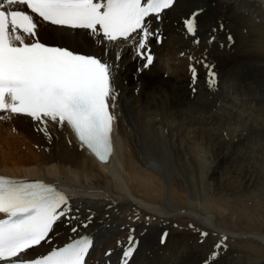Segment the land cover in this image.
Segmentation results:
<instances>
[{"label": "bare ground", "instance_id": "1", "mask_svg": "<svg viewBox=\"0 0 264 264\" xmlns=\"http://www.w3.org/2000/svg\"><path fill=\"white\" fill-rule=\"evenodd\" d=\"M180 2L182 6L178 14L177 10ZM194 13L196 14L194 17L196 32L193 36L187 32L185 22L192 18ZM250 20H255L264 27V0H176L172 8L164 14L162 24L153 25V28H159L163 37H165L161 48L154 47V41L152 43V49H157V52L154 57V64L150 68H143V62H140L135 56V59L132 57L134 52L130 47L122 44L115 46L105 44L112 49L113 59H115L117 53L121 55V60L118 62L119 66L114 68L113 71L114 84L119 95L115 110L117 121L113 131L114 150L107 164H101L92 158L90 152L80 146L67 127L61 129L50 122L47 126L49 135L45 136L43 132L37 131L34 122L30 118L21 116L6 121L0 120L1 135L5 138H13L11 142L15 143L18 152H21L20 146L26 150L21 152L18 158L16 152V158L14 159L11 157L13 155L10 156L3 150L5 153L2 156L0 153V174L28 178L29 180L39 179L48 184L61 186L62 191L70 197L71 204H74V208L77 209L71 214L75 217L71 222V226L64 228V222H59L55 226V231L58 233L53 238L55 244L62 245L68 242L70 238L88 234L95 240V248L90 258L96 259L98 264H114L119 259L120 250H123L127 244L131 230L135 241L138 242V247L128 264H205L206 259L209 260V264H213L210 256L214 244H212L210 236L215 232L217 237L220 236L218 239H221L222 234H216L218 228L210 216L199 214L197 216V222L200 226L203 224L215 228V230L210 229V227L205 228L206 226L203 227L202 225V230L210 231L209 238L203 240L204 244L198 243L199 238L197 237L195 241L189 243L187 236L191 234L190 232L182 229V231H176L175 228L170 227L173 222L182 224V222L185 223L188 220L187 217L176 216L171 211L173 202L179 207L186 208V190L181 179H177L176 176L168 173V153L166 144L163 143L165 141H163V136L156 143H153L150 135L152 128L150 131L148 125L154 113L165 120L167 111L162 105H151V97L146 96L151 91L147 92L146 90V95L144 93L146 87H148V78L146 77L145 81L147 82H144L141 76H132L133 72L130 70V66L132 64L139 65L143 77L149 72L152 73L151 69L153 67H157L158 71L166 73L168 76L182 77L185 81H188L190 79L185 68H187L188 63L186 60L189 56L197 57L199 53L200 57L209 56V59H212L214 58L213 53H219L221 58L223 54L231 52L238 56L243 55L244 51L247 50L249 41H247L248 37L240 36L241 27L245 28V21ZM40 23L39 38L47 45L68 47L77 52L100 51L93 42L94 38L86 34L85 31L62 30ZM204 29L206 30L204 31ZM214 31H218L220 34L219 37L215 36V38L222 41V49L217 48L216 50L213 48L214 41L211 44L209 43V40L214 37ZM231 35L235 38L236 43L233 40L230 42L229 36ZM249 35L251 39L255 37L252 32ZM195 40H198L199 43H194ZM251 44V47L256 48L255 52H258L262 47L258 41L254 42L252 40ZM206 49L209 52L206 53ZM181 53H184V55L181 56ZM178 54L179 59L177 58ZM229 60H231V57L227 56V61ZM242 63L243 61L239 60L236 66ZM170 66H173V68H170ZM197 66H199V71L202 72L204 67L201 64ZM243 71V67H241L240 73L243 74ZM133 79L138 81L135 86V80ZM218 80L219 77H216L213 88L207 86L205 87L207 90L200 88L199 78L195 84H191L198 94L197 97H192L187 104L190 111L189 116L193 123L196 122L193 114L198 112L212 117V120L223 123L222 118H215L209 114L218 106V101L223 99L218 92V88H216ZM126 81L127 84L124 85ZM226 81L227 84L231 82V88L234 89L232 79L227 78ZM152 84L155 85V83ZM258 89L264 90L263 82H260L254 91L255 101L260 105L254 120L256 121L255 126H257L255 128L262 131L264 129V95H258L260 92H258ZM128 92L129 94H127ZM131 92H134L137 99L131 96ZM238 94L244 97L245 92L241 90ZM141 97L145 98V101H142ZM142 111L143 116L140 118ZM177 111L179 110L176 107L173 112L177 113ZM154 119H156L155 116ZM181 122V125L185 126L184 123L186 122L184 120H181ZM220 127L223 130V127ZM220 137V140L217 137L216 140H213V136L206 137L203 133H200L192 138L180 140L184 147L183 150L180 147L179 151H176V159L184 154L193 155L198 145L212 148L223 145L222 143H235V139L232 141L228 139L225 142L226 137L224 138L222 134ZM237 140L240 141L241 136H238ZM261 142L263 143V141ZM1 144H4V142L0 141ZM247 149V156H243L240 154L241 152L229 154L226 152L227 150L217 152L215 159H220L224 162V165L220 171L215 170L213 167L207 173L209 176L207 183H205V189L212 196H214L213 191L215 189L213 181L218 182L217 190L222 193L230 192L234 194L239 187L249 191L255 189L257 179L254 171L257 168V162L264 161V155L261 153V147L247 145ZM232 160L234 164L230 165ZM193 162L194 165H197V159L193 158ZM183 170L187 172L188 168L183 167ZM216 174L217 176L214 177ZM165 176L169 180L168 197L166 193L164 194ZM236 183H238L237 187H235ZM129 196L137 201L143 199L140 204L146 207L141 208V210L134 207ZM153 205L157 206V209L162 212L159 213L158 210H155L156 207H153ZM88 217L92 218L91 223L87 227H83L82 224L87 222ZM72 227H77L79 232L73 233L71 231ZM165 231L171 232L175 236H169L170 234L167 233L169 234V240L172 242L171 245L167 242L160 246L158 239L165 234ZM231 238L227 235L228 242L231 241ZM256 239L264 243V237L257 236ZM239 242L236 243L239 244ZM48 248L49 245H45L44 248L39 249V252L43 253ZM109 249L111 254L108 257H103L104 251ZM242 253L244 254L242 257L229 253H224L226 254L224 256L221 254L219 261L214 262V264H259L250 262L249 254ZM253 256L259 257L256 254H253Z\"/></svg>", "mask_w": 264, "mask_h": 264}, {"label": "snow or ice", "instance_id": "2", "mask_svg": "<svg viewBox=\"0 0 264 264\" xmlns=\"http://www.w3.org/2000/svg\"><path fill=\"white\" fill-rule=\"evenodd\" d=\"M174 3L175 0H0V120L30 118L45 136L49 135L50 122L61 129L67 127L82 148L107 164L113 153L119 95L113 71L121 55L117 53L113 59L112 49L105 42L130 47L144 61L142 67L150 68L155 59L152 43L161 45L164 40L160 29L153 28V19L158 24L162 22V14ZM195 15L185 22L187 32L193 36ZM40 22L62 30H85L100 51L77 52L47 45L39 38ZM188 60L193 84L199 75L196 64H201L212 88L216 74L206 57L198 60L189 56ZM71 212L69 198L54 185L0 176V264H88L94 246L88 235L70 238L63 245L53 241V236L58 235L55 226L62 220L71 224L75 219ZM91 220L88 217L82 226L87 227ZM196 230L201 242L209 235ZM71 231L78 233L79 229L72 227ZM226 240V236L222 237L214 245L210 256L213 264L221 250L227 251ZM127 244L121 264H128L135 251L131 230ZM45 245L49 248L39 252ZM205 264H209L208 259Z\"/></svg>", "mask_w": 264, "mask_h": 264}, {"label": "rangeland", "instance_id": "3", "mask_svg": "<svg viewBox=\"0 0 264 264\" xmlns=\"http://www.w3.org/2000/svg\"><path fill=\"white\" fill-rule=\"evenodd\" d=\"M181 6L182 5L180 2L179 8L177 10L178 14L181 11L180 10ZM244 25L245 28L241 27L242 31L240 33V36L248 37L247 41H249V45L247 47V50L244 51L243 55L238 56L234 52H231L229 54H223L222 58L220 57L219 53H213L214 58L212 59H209V56L206 57L208 64L212 65V71L215 72L216 77H219L216 88H218L219 90L218 92L219 94H221V98H223L222 100L218 101L217 104L218 106H216L215 109L209 112V114L214 116L215 118H222L223 123L221 122L219 123L215 120H212V117L204 115L202 112L193 114L195 115L196 122L195 123L192 122L189 116L190 111L189 108L187 107V104L189 100L192 99V97L193 98L194 96L197 97L198 94H197V90L194 87L192 86L190 88L188 87L190 84L189 80L185 81L182 77L176 78L174 76H168V74L158 71L157 67H153L151 69L152 73L149 72L145 77L141 75L142 72H140V70L137 74V68L139 67L135 64H132L130 66V70L133 72L132 76L135 75L141 76V79L143 78L144 82L149 81L147 85L148 87H146L144 93L146 95L147 92L151 91L149 92V95H146L148 98L151 97L150 98L152 99L150 101L151 105L152 106L162 105L166 109L165 111H167V113H165V120H162L161 117H158L156 115L157 113H154L153 118H150L148 125L150 131L152 128L150 135L153 143H156L158 140H160V138H162L161 136H163V141L165 140L163 143L166 144V150L168 153V159H167L168 173H171L173 176H176L177 179H181L184 184V189L186 190V200H187V202L185 203L186 208L184 209L182 207H179L173 202L172 203L173 207L171 211L176 216L187 217L188 220L185 223L182 222L183 225L178 222H173L172 226L170 227H172L173 229L175 228L176 231L183 230L190 232L191 234L187 236L189 243L195 241V238L197 237L199 238L198 243L200 242V244L202 243L204 244L205 239L207 240L209 238V235L207 236L208 238H205L204 241L201 242L200 233L198 234V231L196 233V229L198 228L200 231H204V230L201 229L202 225L200 226V224L197 222V216L198 214L210 216V218H212V221H214L215 225L218 228L216 234L218 235L222 234V237L225 236L227 237V235H229V237H232L230 239L231 241L229 242L227 240L225 241V243L227 244V251L224 252L223 250H221L223 256L226 255L224 253L227 254L229 253L234 256L237 255L239 257H242L244 256L242 252H245L246 254H249L248 257L250 262L252 261V262H257L259 264H264V243L256 239L257 236L264 237V169H262L264 168V161L257 162V168L254 171V173L256 174L255 178L257 179L256 182L257 186L255 185V189L253 190L250 191L244 190L242 187H239L237 189V192L234 194H231L230 192L222 193L220 190H217L219 186L217 181H213L215 188L213 191L214 196H212L208 192V190L205 189V183H207L209 176V174H207L209 173L208 172L209 169L214 167L215 170L220 171L224 165L223 161H220V159H215L217 152H219L220 150H225V151L227 150L226 152L229 154L241 152L240 154H242L243 156L244 155L247 156L248 155L247 145L249 146L255 145L256 147H261V153L264 155V129H262V131H258V129L256 130L255 128L257 127L255 126L256 121H254L256 118L255 116L258 114L257 109L259 110L260 108L259 107L260 105L257 104V102L255 101L254 91L256 89V86L259 85L260 82L261 83L263 82L264 85V51H263L264 27L259 25L255 20L245 21ZM205 30L206 29H204V31ZM251 32L255 34V37H253V39H251L249 35ZM219 35L220 34L218 31H214V38L215 36L219 37ZM229 37H231L232 38L231 40H233V42L236 43V41H234L235 38L232 35ZM252 40L254 42L258 41L259 44H261L262 46L258 52H255L256 50L255 47H251ZM234 43H230V44L235 45ZM221 44L222 41L215 38L213 48H215L216 50L217 48L222 49ZM154 47L161 48V45L159 46L154 45ZM248 48H250V50H248ZM151 51L155 57L157 49H152ZM207 52L209 51L206 49V53ZM179 54L177 55L178 59H179ZM134 56L135 55L133 54L132 57L135 59L136 56L135 57ZM227 56L231 57V60L227 61ZM201 57L200 54L198 53V56L196 58H198V60L205 58L203 56ZM136 59L138 58L136 57ZM239 60H242L243 63L239 64V66H236ZM186 61L188 63V60ZM197 65L199 64H196V68L199 74L198 78L200 81V82L198 81V84H201L200 88H205L209 86L207 70L205 68H202V72H200L199 66ZM241 67H243L244 70L243 74L240 73ZM170 68H173V66H170ZM185 70H187V68H185ZM146 77L148 78L147 81H145ZM188 77L192 81L191 74L190 76L188 75ZM227 78L232 79V82L234 83V89L231 88V82L228 84L226 83ZM155 80H157V82H155ZM136 82L138 83V81L135 80L134 86L137 85ZM150 82L155 83V85L152 83L150 85ZM126 84L127 81L125 82L124 85ZM193 89H195V91H193ZM157 90L160 94L157 92ZM204 90L207 89L205 88ZM241 90L242 92H245L244 97H242L243 95H239V94L237 95V93H240ZM129 92L127 94H129ZM258 92H259L258 95L260 96L264 95V90L258 89ZM136 94L137 93L135 92V95ZM131 96L136 98L134 96V92H131ZM141 99L142 101H145V98L141 97ZM196 101L198 100L196 99ZM176 107L180 112L179 111H177V113L173 112ZM172 113L175 114L173 115ZM142 116H143V111L140 114V118H142ZM154 116L156 119H154ZM181 120H184L186 122L184 123L185 126L181 125L182 123ZM220 126L223 127V130L221 129ZM200 133H203L206 137L213 136L212 138L213 140H216V137L219 138L220 140L221 139L220 135L222 134L224 138L226 137L225 142H227L228 139H231V141L235 139V143L234 144L222 143L223 145L214 146L212 148L203 145H202L203 147H201V145L200 146L198 145L195 148V150L193 149L195 151L193 152L194 153L193 155H186V154L183 155L179 152V154L183 156H179V158L176 159L177 157L176 151L177 150L179 151L180 147L181 150H183L184 147V144L180 143V140L186 138H192L193 136L199 135ZM238 136H241L240 141L237 140ZM12 139L13 138H5L0 133V141L4 142V144L0 145L1 156L5 152H7L8 155L10 156L13 155L11 157L12 159H14L16 157L18 158L21 152L26 151L24 147L22 148V146H20L19 148H21V152H18V148H16L15 143L11 142ZM261 141H263V143ZM16 152L18 153L17 156H16ZM193 158L197 159V165L196 164L194 165ZM233 162L234 161L232 160V163H230V165L234 164ZM200 166H202L203 168L202 167L200 168ZM183 167L188 168L187 172L183 170ZM216 176L217 174L214 177ZM165 182L166 185H165L164 194L166 193V196L168 197L169 189L167 188H168L169 180L167 179L166 176H165ZM237 186L238 183H236L235 187ZM130 198L131 197L129 196V199ZM133 199L131 198L132 200L131 202L134 205V207H138L140 210L141 208L143 209L146 207L140 204L141 200L143 201V199H140V201ZM153 207H156L155 210H158L157 206L153 205ZM158 212L161 213L162 211L158 210ZM170 224L171 223L169 222V225ZM189 225H193L194 228H189ZM203 227L207 228L210 226L203 225ZM211 228L213 227H210V229ZM213 229L215 230V228ZM206 232L209 233L210 231H206ZM182 233H187V232H182ZM169 234H167V239L166 242H164V244H166L167 242L169 244L172 243L169 240V236H175V234L172 235L171 232ZM216 237L217 235H215V232L213 233V235L210 236L211 242L214 245L218 241L220 242L222 239V237L221 239H218L220 238V236H218L217 238ZM236 242H239V244ZM253 254L258 255L259 257H255L253 256ZM220 257L221 256H219V258L216 260L217 262L219 261Z\"/></svg>", "mask_w": 264, "mask_h": 264}]
</instances>
